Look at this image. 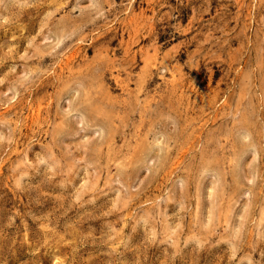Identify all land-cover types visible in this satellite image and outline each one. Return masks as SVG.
I'll return each mask as SVG.
<instances>
[{"label":"rangeland","instance_id":"1","mask_svg":"<svg viewBox=\"0 0 264 264\" xmlns=\"http://www.w3.org/2000/svg\"><path fill=\"white\" fill-rule=\"evenodd\" d=\"M0 264H264V0H0Z\"/></svg>","mask_w":264,"mask_h":264},{"label":"bare ground","instance_id":"2","mask_svg":"<svg viewBox=\"0 0 264 264\" xmlns=\"http://www.w3.org/2000/svg\"><path fill=\"white\" fill-rule=\"evenodd\" d=\"M28 227V226H27Z\"/></svg>","mask_w":264,"mask_h":264}]
</instances>
